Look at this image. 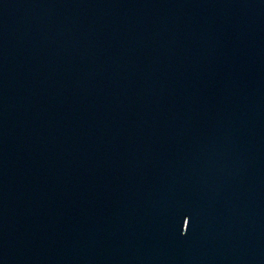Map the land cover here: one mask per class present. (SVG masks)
<instances>
[{
    "label": "water",
    "instance_id": "obj_1",
    "mask_svg": "<svg viewBox=\"0 0 264 264\" xmlns=\"http://www.w3.org/2000/svg\"><path fill=\"white\" fill-rule=\"evenodd\" d=\"M0 264H264V0H0Z\"/></svg>",
    "mask_w": 264,
    "mask_h": 264
}]
</instances>
